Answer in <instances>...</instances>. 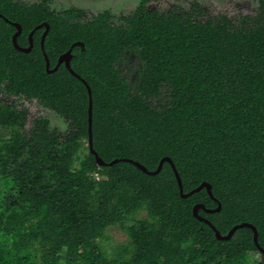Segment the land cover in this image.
Listing matches in <instances>:
<instances>
[{
  "label": "trees",
  "instance_id": "obj_1",
  "mask_svg": "<svg viewBox=\"0 0 264 264\" xmlns=\"http://www.w3.org/2000/svg\"><path fill=\"white\" fill-rule=\"evenodd\" d=\"M147 4L84 17L52 0H0V264H242L264 249V0L212 16L198 0L184 12ZM129 49L137 86L116 67ZM68 51L91 89L102 164L86 84L65 62L54 69ZM11 99L54 111L66 130ZM167 156L184 193L208 183L212 195L183 196L168 161L151 174L125 160L154 171ZM243 223L259 246L248 226L227 238ZM111 225L130 238L113 254Z\"/></svg>",
  "mask_w": 264,
  "mask_h": 264
},
{
  "label": "rangeland",
  "instance_id": "obj_2",
  "mask_svg": "<svg viewBox=\"0 0 264 264\" xmlns=\"http://www.w3.org/2000/svg\"><path fill=\"white\" fill-rule=\"evenodd\" d=\"M24 2H34L39 0H22ZM140 0H52V7L56 10L73 9L81 12L84 17L109 9L117 14H124L131 12L138 5ZM194 0H148V8L157 9L161 12L168 11H187ZM200 4L207 9L209 15H215L219 12H227L229 14H236L239 12L255 13L258 6V0H198ZM116 67L120 70L122 75L126 78L131 86H137L140 79L142 63L139 59L137 50H127L123 57L116 63ZM18 106H25L30 113V118L38 115L45 116L51 127L58 128L65 131L67 125L65 121L54 111L43 108L33 101L11 99ZM6 130L0 128V135H4ZM88 143L80 150V156L83 157L87 153ZM79 165V161L75 162V166ZM5 178L2 176V166L0 165V198L3 196V189L5 186ZM2 242L11 246L13 238L10 236L3 237ZM130 238L126 230L119 225H111L106 228L104 233V240L102 244L104 248L113 254L116 248L129 243ZM260 252H252L247 255L242 264H260ZM236 264V263H232Z\"/></svg>",
  "mask_w": 264,
  "mask_h": 264
},
{
  "label": "water",
  "instance_id": "obj_3",
  "mask_svg": "<svg viewBox=\"0 0 264 264\" xmlns=\"http://www.w3.org/2000/svg\"><path fill=\"white\" fill-rule=\"evenodd\" d=\"M18 27H19V26H18ZM17 33H18V32H17ZM17 33H16V34L14 35V37H13V40H14V43H15L16 46H18L17 43H16V36H17ZM45 35H46V32L43 34V37H42V48H43V49H44V37H45ZM30 39L32 40L31 37H30ZM29 48H30V47H28V48H23V49H24V50H28ZM44 55H45V58H46L47 68H49L50 62H49V59H48V57H47L45 51H44ZM70 58H71V53H70V51H68V52L65 53L63 56L60 57V59H59V61H58V64H57V66H56L54 69H56V68L60 65V63L65 62L66 66L71 70V72H72L74 75H76L77 77L81 78L77 73H75V72L71 69V67H70ZM81 80L86 84V86H87V88H88L89 96H90V99H89V132H88V134H89V139H88L89 147H90V151H91L93 154L96 155L98 162L102 164V163H104L103 160L97 155L96 151L93 149V141H92V134H91V132H92V99H91V89H90L89 85L86 83V81H85L83 78H81ZM125 160H128V161H130V162H133L136 166H138L139 168H141L143 171H145V172H147V173H151V174H155V173L159 172V171L161 170V168H162V165H163L164 161H168V162L171 164V166H172V168H173V170H174L175 176H176V178H177V181H178V184H179V187H180V192H181V194H182L183 196H187V195H189V194H192L193 192H195V191H197V190H199V189H201V188H203V187H206L207 190H208V192L212 195V192H211V186H210L208 183H203V184H201L200 186H198L197 188L193 189L192 191H190V192H188V193H184V192H183V185H182V181H181V178H180V176H179V173H178V171H177V169H176V167H175V164L173 163L172 159H171L170 157H168V156H167V157H164L163 159H161V161H160V163H159L157 169L154 170V171H149V170H148L143 164H141V163H139V162H137V161H134V160H132V159H125ZM116 161H118V159L113 160L111 163L116 162ZM198 207H202V205H198V206L195 207V211H196V212H197ZM219 207H220V206H218V208H219ZM243 226H248V227H250V228L254 231V242H255V244H256L257 246H259L258 241H257V234H258V233H257V229H256L253 225H251V224H249V223H243V224L236 225V226H235L234 228H232V230L229 232L227 238H230V237L232 236V234L235 232V230H236L237 228H239V227H243ZM217 234H218L219 237H223L221 233L217 232ZM259 250H260L261 253H264V249L261 248L260 246H259Z\"/></svg>",
  "mask_w": 264,
  "mask_h": 264
}]
</instances>
